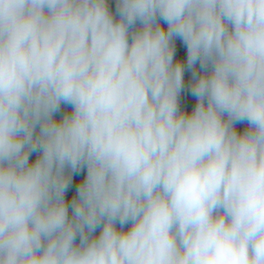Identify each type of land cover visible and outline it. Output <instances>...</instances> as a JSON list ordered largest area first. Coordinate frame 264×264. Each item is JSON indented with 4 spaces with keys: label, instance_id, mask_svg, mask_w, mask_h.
Returning a JSON list of instances; mask_svg holds the SVG:
<instances>
[{
    "label": "clouds",
    "instance_id": "1",
    "mask_svg": "<svg viewBox=\"0 0 264 264\" xmlns=\"http://www.w3.org/2000/svg\"><path fill=\"white\" fill-rule=\"evenodd\" d=\"M113 2L0 0V264H264V0Z\"/></svg>",
    "mask_w": 264,
    "mask_h": 264
},
{
    "label": "trees",
    "instance_id": "2",
    "mask_svg": "<svg viewBox=\"0 0 264 264\" xmlns=\"http://www.w3.org/2000/svg\"><path fill=\"white\" fill-rule=\"evenodd\" d=\"M109 6H110L113 10L115 9V4H114L113 0H110V5H109ZM179 55H180L181 57H183V55H184V50H183L182 48H181L180 51H179ZM186 79H187V76H186ZM194 102H195V101H194V98L191 97V96H188V97H186L185 100H184V105H185L186 107L190 108L191 105H192ZM242 127H243V125H238V128H242ZM80 178H81L80 176L75 177V178H74V184H75L76 182H78ZM74 184H73V188H70L69 191H68V193H67V198H68L69 200L71 199V196L73 195V192H74Z\"/></svg>",
    "mask_w": 264,
    "mask_h": 264
}]
</instances>
